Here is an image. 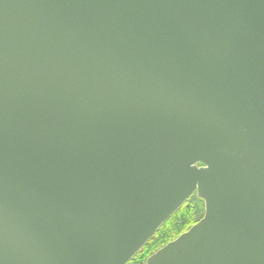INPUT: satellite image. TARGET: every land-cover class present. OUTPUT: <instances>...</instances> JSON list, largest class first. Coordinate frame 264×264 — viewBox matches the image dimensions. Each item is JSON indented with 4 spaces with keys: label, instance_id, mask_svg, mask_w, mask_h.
Here are the masks:
<instances>
[{
    "label": "water",
    "instance_id": "1",
    "mask_svg": "<svg viewBox=\"0 0 264 264\" xmlns=\"http://www.w3.org/2000/svg\"><path fill=\"white\" fill-rule=\"evenodd\" d=\"M264 264V0H0V264Z\"/></svg>",
    "mask_w": 264,
    "mask_h": 264
},
{
    "label": "trees",
    "instance_id": "2",
    "mask_svg": "<svg viewBox=\"0 0 264 264\" xmlns=\"http://www.w3.org/2000/svg\"><path fill=\"white\" fill-rule=\"evenodd\" d=\"M193 198H195V195H192L165 223L161 225L153 237L127 264H145L147 258L152 254L195 225L198 221L194 219L192 211L187 209L189 201Z\"/></svg>",
    "mask_w": 264,
    "mask_h": 264
},
{
    "label": "rangeland",
    "instance_id": "3",
    "mask_svg": "<svg viewBox=\"0 0 264 264\" xmlns=\"http://www.w3.org/2000/svg\"><path fill=\"white\" fill-rule=\"evenodd\" d=\"M187 209L192 211L195 220L199 221L203 217L204 205L203 202L200 201L196 196L189 201Z\"/></svg>",
    "mask_w": 264,
    "mask_h": 264
}]
</instances>
